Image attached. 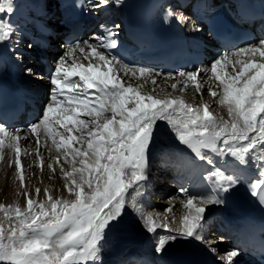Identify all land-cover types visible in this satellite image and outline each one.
<instances>
[{"label": "snow or ice", "instance_id": "snow-or-ice-1", "mask_svg": "<svg viewBox=\"0 0 264 264\" xmlns=\"http://www.w3.org/2000/svg\"><path fill=\"white\" fill-rule=\"evenodd\" d=\"M123 4L124 0H86L75 6L82 13H91ZM14 12V0L0 2V13ZM166 16L182 25L188 20L183 12L171 9ZM191 30L202 28L193 22ZM17 32L14 21L0 17V43L12 41ZM116 35L108 31L94 37L96 43L77 40L67 47L52 72L49 102L37 122L9 131L0 119V162L9 167L15 164L17 194L26 198L24 206L0 203V212L7 219V224L0 222V264H103L104 241L113 230L129 223L130 216L150 234L168 230L155 243L158 254L177 241L203 242L207 207L224 205L241 185L264 207V39L223 53L211 63L207 81L198 79L200 69L181 71L177 73L179 79L171 73L165 77L176 79L170 85L174 92H184L191 85L201 98L207 85L208 95L226 107L229 119H224L210 111L208 102L194 106L182 95L172 93L160 98L152 94L155 87L144 92L145 85H156L161 73L130 65L113 55L112 50L119 46ZM27 71L31 73V69ZM213 80L218 82L215 87ZM158 122H165L178 142L211 169L205 177L211 186L205 193L191 195L188 189H179L186 197L181 203L187 211L177 228L165 222L167 216L145 212L139 203L148 180L150 151L159 139ZM42 135L49 153L46 166L52 172L54 164L60 166L71 199L54 197L48 188L44 189L45 198L39 199L41 189L36 187L33 195L24 183L20 142L29 136L35 139V154L43 171ZM31 155L24 150V156ZM227 158L244 167L251 161L258 178L251 180L226 168ZM129 189L134 194L129 196ZM166 211L171 212V207ZM176 219L172 217L173 222ZM209 251L217 253L214 247ZM242 251L237 246L223 257L217 255V259L220 264H237Z\"/></svg>", "mask_w": 264, "mask_h": 264}, {"label": "bare ground", "instance_id": "bare-ground-1", "mask_svg": "<svg viewBox=\"0 0 264 264\" xmlns=\"http://www.w3.org/2000/svg\"><path fill=\"white\" fill-rule=\"evenodd\" d=\"M55 1L57 0H46L47 6L43 10H41V9H37V4L35 3V0H14L15 12L13 14L0 13V17L4 19H11L12 21H14L15 26L18 29L17 35L12 38V41L0 43V76L3 77L8 84L20 88L36 87L37 90L39 89L41 82L33 83V81L35 82L36 78H38L37 80H39L40 76L33 77L21 73L20 65L17 63L15 64L13 60L20 56H22L23 59L28 58L29 54L27 51L30 50H28L27 48V43L31 42V39L29 38L31 31L29 30L35 24L36 18H40V19L51 18L52 20H56L57 15L56 13L53 12L54 10H56V8H49V3ZM140 1L141 0H124L123 5L120 6L111 5L109 7L100 9L97 12H91V15L94 17V20H100L102 18V15L103 16L106 15V17L110 19L113 17L114 19H116L115 22L117 23L116 25H119L118 29H120V27L125 26L124 24L125 14H127L130 10L131 13H134L137 4ZM0 2H2V0H0ZM191 23L192 22L189 21L186 24V28L189 31H192ZM95 28H96L95 29L96 32L98 33L97 34L95 33L93 36L90 35L88 39L90 43H96L94 39V37L96 36H103L108 31L115 32L113 27L107 24V21H105V23L102 26L96 25ZM117 36L118 35H116L115 37L116 39H118ZM53 43L54 44L58 43L59 46L55 48L56 50H52V49L48 50L47 55L50 56L49 54L51 53L53 54L54 59L58 60V58L61 55H63L62 54L63 50L65 51L67 47L62 46V43L57 42L56 40H54V42H52L51 44ZM31 46H33V44H31ZM33 48L34 51H32L33 54H31V56L38 60L39 55H37L36 53L40 51V49H38L37 46H34ZM23 51H26V54H23ZM88 51L89 50L86 49V52ZM53 57L51 56V59ZM218 57L220 56H212L211 58H208L206 62L198 68L200 70H203L201 71V74L198 77V79L201 82L208 80V70L210 69L211 64L210 66H208L207 62H213ZM243 58L247 59V57H243ZM84 62L87 63L86 60ZM239 67L240 66L237 65L236 68L237 71L239 70ZM42 69H43V75L41 79L44 78L45 80H51L52 74L51 75L47 74L45 72L44 66H42ZM198 69H195L194 71ZM227 71L229 72L232 71L231 65L227 66ZM172 75L173 77H176V79H179L177 74L174 73ZM166 76L167 74L164 75L161 74L160 76L156 77V83H158L159 86L156 87L155 92H152V90L148 87V84L144 86L143 91L152 92L153 95H157L158 97L163 98V96L167 95L166 93L168 92V89H172L170 85L176 82V79L166 80L165 79ZM133 79L135 80V82H137L135 78ZM211 83L215 87V84L218 82L213 80L211 81ZM133 84L135 86V83ZM164 90L166 91V93ZM181 93L184 99L188 103H191L194 106L202 105L204 102H208L209 104H211V107L215 105L216 112L214 111V109H211V107H210V111H212L214 115L219 116L217 114L218 113L217 109H221L222 116L224 117V119H229L226 107L218 105L215 102L214 98L208 95L207 85H205V88L203 90L202 98L200 95L196 94L194 91L191 90V85L189 86L188 90H185L184 92ZM38 95L41 100V94L38 93ZM197 102H199V104H196ZM37 103L38 106H41L40 111L41 113H43L44 112L43 102L39 103L37 101ZM163 125L166 126V123L163 122ZM26 127L27 126L25 124H22L17 129H25ZM9 131H13V130L9 129ZM160 133L161 134L159 136V139L155 142V144L151 148L150 156H149V164L152 161L163 159V170H166L167 172L169 171V168L174 167L175 173L178 174L176 178H178L180 182L188 181L189 184L188 190H189V194L191 195H199L208 191L211 186V182L207 181L205 177L207 176V172L211 170L210 166L207 165L205 162L200 161L198 158L194 156V154L186 146L178 142V140L175 138L174 134L168 129V127L166 130L160 129ZM21 135L23 136L25 134H21ZM29 138H33V137L29 136ZM24 141L26 140H22L20 142L21 162L24 165V169L29 168L31 171L34 172L36 166H38V158L33 151H30L28 149L26 150L32 153V155L30 157L24 156V147H23ZM5 143L7 144V139L5 140ZM41 143L43 144L44 141H42ZM170 147L173 148L170 149ZM45 150L46 149L44 150L40 149V152L44 157L48 158L49 153L47 150L46 151ZM5 154H6L5 158L7 159V154H8L7 148L5 149ZM162 155L163 157H161ZM48 162L49 160L46 159L45 167H44L45 170L47 169L46 165ZM219 163L223 164L224 161H219ZM233 163H238V162L233 160L232 158H227L225 165L226 168H231V169H235L236 171L242 172L245 175L249 176L251 180L258 178L256 174L257 172L256 167L251 163V161H249L247 167L241 165L240 166L233 165ZM28 165H32V166L28 167ZM53 166L55 168V172H52L50 170V172L45 171L43 173L44 175L42 179L43 187H40L42 189L41 193L44 192L45 188H48L50 190V193L54 197L63 196L64 198H69V199L73 198L72 196H70V194L67 191V188L65 187V178L62 176L60 172V166L57 164H54ZM64 167L70 168L68 164H64ZM163 170H161V173ZM15 171H16L15 164L9 167L7 164L0 162V187H2L4 190H5V184L10 182L9 180L11 178L13 179L14 174L17 176V173ZM159 176H161V174ZM46 178H50V183L47 182ZM35 180L36 177L34 178L30 177L29 181L27 178L28 181L27 183L29 185L27 183L26 185H28V187L32 186V191L34 188L33 184ZM150 183L151 180H149L148 178L147 182L144 184V188L149 186ZM160 185L166 186L167 184L164 183L163 181L161 182ZM18 186L9 189L8 192L13 193L15 188H18ZM156 188L159 187L157 186ZM10 193L8 195H10ZM132 194H133L132 189H129V196ZM153 198L156 199L155 197ZM40 199H42V197H40ZM253 199L254 196H252L249 193L248 189L245 186L241 185L231 193V195L227 198V201L224 205L208 206L205 213V219L211 217L212 220H217L219 229H221L222 232H225L226 234L236 233L232 239V242L234 247H237L239 245H237L236 240L238 236L241 234H238L236 226L238 223H246V219H248V215L250 212L251 200ZM147 200L148 199H145V197L143 196L142 198H140L139 203L141 204V202H143L144 204L148 203L150 205H162L163 203H166V206L168 205L171 208L173 207L174 211H175V207L177 208V206L182 205L181 202L183 201L181 199L180 200L176 199L175 201H172V199L167 200L165 198H160L158 201H156V203H153L152 198L149 199V202ZM16 201L14 203H16ZM254 208H255V202H254ZM186 211L187 210L184 209L183 212H180L179 210L176 209V212L174 214H171V212L159 213V212H154L153 210L150 209H145V212L148 213H159L161 216H167L169 219L168 221L165 222L169 223L171 228L179 227V220L186 213ZM173 216L177 218L176 222L170 221V218L172 219ZM167 231L168 230L166 229H158L157 234L155 235L150 234L144 231L141 227H139L137 220H135L134 225H130L129 223H127L124 229L122 228V229L113 230L111 233L112 235L110 234V236L107 237L106 241L103 244V248L106 252V256H104L103 258V264H126L129 261H132L133 262L132 264H144L145 262L149 263V261L152 260L156 261L157 264H184L186 262L192 264H215V262L217 261L215 260V258H217L218 253L213 254L209 250H204L201 247V244L196 240L177 241L174 244H172V246L169 247L165 253L163 254L156 253L154 251L155 243L159 235L166 234ZM228 246H224V248L227 249L231 248L229 243ZM208 251L210 254L208 253ZM249 257L250 256H248L247 260L250 261ZM253 264L256 263L253 262Z\"/></svg>", "mask_w": 264, "mask_h": 264}, {"label": "rangeland", "instance_id": "rangeland-1", "mask_svg": "<svg viewBox=\"0 0 264 264\" xmlns=\"http://www.w3.org/2000/svg\"><path fill=\"white\" fill-rule=\"evenodd\" d=\"M42 6L43 5L41 3L37 4L38 9L42 8ZM102 17H103V15H102ZM103 22L105 23L104 18H103V21H101L98 24V26H102L104 24ZM109 22H110L109 26H112L114 31L118 35L120 29L117 30V28L115 27L116 24H117V23H115L116 19H114L112 17L111 19H109ZM95 33L97 34L98 32H96V30H95L90 35L93 36ZM259 40H261V38L257 39V41H255V42H258ZM52 42H53L52 40L51 41L49 40V45H48L49 49H50V43H52ZM31 44H32L31 42L27 43V48L30 51L33 50V46L29 47V45H31ZM51 45H54V43L51 44ZM56 47H54V46L52 47L51 46V48H53V49H55ZM64 52L65 51L63 50L62 54H64ZM23 54H26V51H23ZM53 59H54V57H53ZM53 61L56 64L57 60L54 59ZM13 62H15V64L17 63V64L20 65L21 73L26 74L27 76H33V77L40 76L39 80H41V81L37 80L38 78H36L35 82L33 81V83L41 82L40 87H39V89H40L39 90L40 91L39 94H41V97H42V100H43L42 101L43 102V108H45V105L49 102V97H50L53 85L51 83V80H45L44 78L41 79V77L43 75V69H42L41 61L35 59L34 57H32V58L28 57L27 59H23V57L20 56L19 58H15ZM211 63L212 62H207V65L210 66ZM27 69H31V73H29L27 71ZM125 80H127V78H125ZM131 82L135 83V84L137 83V82H135L134 79ZM158 86H159L158 83H156L155 86L152 85V84H148V87L151 90L153 89V87L156 88ZM165 93H166V91H165ZM168 93H172L173 95H177V96L182 94L180 91H175L174 92L173 89H168V92L166 94H168ZM160 98H162V97H160ZM196 104H199V102H197ZM211 109H214V111H215V105H213L211 107ZM217 111H218L217 114L219 116H222L221 109H217ZM42 114H41V117H42ZM82 118L88 119V117H82ZM158 124L161 127L160 129H162V130H166L167 129V127L165 125H163V122H158ZM20 134H25V133L21 132ZM160 134H159V136H160ZM42 141H44L43 135L41 137V142ZM48 143H49V145H51V141L50 140L48 141ZM41 145H42V148L40 147V149H43V150L46 149L44 147V143L43 144L41 143ZM23 147H24V150L28 149V150L33 151L35 153V149H36L35 139L34 138H29L28 140L24 141L23 142ZM172 148L173 147H170V149H172ZM56 154L57 153H56L55 148L53 146V150H52L51 155L55 156ZM161 157H163V155ZM46 159H48V158L45 157V160ZM62 160H63V158H62ZM46 168H47V166H46ZM26 169H24L25 170V181H24L25 185L29 181L30 177H33V178L36 177V180H35V182L33 184L34 188L43 187V181H42V179L44 177L43 173L45 171L50 172V169L47 168L48 170L47 169L45 170L43 168V171H42L41 168H39V166H36L34 172L31 171L29 168H26ZM174 169H175L174 167L173 168L171 167V168H169V171H167L165 173H163V172L161 173V170H163V159H158V160L150 162V164L148 166L147 174H148L149 180H151V183L149 184V186L143 188V192H144L143 196L145 197V199H148L147 200L148 202H149L150 198H152L153 203H156V201H158L160 198H165L167 200L172 199V201H175L176 199L177 200H180V199L181 200H185L186 199L184 194L181 193L179 191V189L181 187L189 189L188 181L187 182H180V180H178V178H176L178 174L175 173ZM52 174H54V173H52ZM160 174H161V176H159ZM27 178H28V181H27ZM11 179L9 180L10 182L5 184V190L2 187H0V203H4L5 205L14 204V202L17 200L16 202L19 201V204L21 206H24L25 203H26V198L23 195H18L17 194V189L18 188H15L13 193L8 192L9 189L14 188V187L19 185V181L16 179V175L15 174H14L13 179L12 180ZM46 180H47L48 183H50V178H46ZM163 181H164V183L167 184L166 186L165 185H160L161 182H163ZM28 185H26V186L28 187ZM157 186L159 188H156ZM28 188L30 189L31 193L33 195H35V192H34L35 189L33 188V191H32V186L28 187ZM9 193H10V195H8ZM132 193L134 194L133 190H132ZM2 194H4V195H2ZM6 194H7V196H6ZM146 195L147 196L150 195V196L147 197ZM40 197H42V199L45 198L44 192L41 193L38 198L40 199ZM153 197H155L156 199H154ZM141 205L144 208V210L145 209H150V210H153L154 212H159V213L168 212V211H166V209H168L170 207L168 205L166 206V203H163L162 205H150L148 203L144 204L143 202H141ZM171 209H172L171 210V214H174L176 212V209L179 210L180 212H183L185 208L183 207V204H182L180 206H177V208L175 207V211L173 210V207ZM135 220L136 219L134 217L130 216L129 217V224L130 225H134ZM170 221H172L171 218H170ZM0 222H3L4 224H7V219L3 216L2 212H0ZM126 225L127 224H124V225L120 226L117 229H122V228L124 229L126 227ZM220 230L221 229H219V225H218V221L217 220H212L211 217L206 218V224H205V228H204V232H203L204 239H203V242H200V241H198V242L201 244V247L204 250H209V247L216 248L218 255L223 257L227 251L232 250L233 248H235L234 245H233L232 239H233V237L235 236L236 233L226 234L225 232H222V230L221 231ZM228 243H229V245L231 246L232 249L231 248H229V249L224 248V246H228ZM102 252L104 253V254L102 253V258H104V256H106V252H105L103 247H102ZM208 253H209V251H208ZM215 260H217L215 262V264H220V261L217 258H215ZM126 264H132V262H127ZM144 264H157V263H156V261L152 260V261H149V263L145 262ZM237 264H252V263H250V261L247 260L246 254L242 253L237 258Z\"/></svg>", "mask_w": 264, "mask_h": 264}]
</instances>
